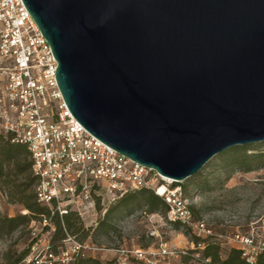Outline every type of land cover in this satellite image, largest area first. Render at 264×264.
Returning <instances> with one entry per match:
<instances>
[{"label":"water","instance_id":"95a60500","mask_svg":"<svg viewBox=\"0 0 264 264\" xmlns=\"http://www.w3.org/2000/svg\"><path fill=\"white\" fill-rule=\"evenodd\" d=\"M70 114L173 182L264 139V0H21Z\"/></svg>","mask_w":264,"mask_h":264},{"label":"built area","instance_id":"2783aa9c","mask_svg":"<svg viewBox=\"0 0 264 264\" xmlns=\"http://www.w3.org/2000/svg\"><path fill=\"white\" fill-rule=\"evenodd\" d=\"M55 65L47 41L22 1L0 0V134L26 147L35 176V201L46 205L49 214L74 211L79 217L93 220L96 195L103 204L130 189L143 187L163 198L166 219L183 224L199 238L212 233L202 217L193 215L177 186L165 184L156 170L96 138L70 114L54 79ZM37 223L44 226V231L33 239L31 247L45 240L52 229L49 215L40 216ZM254 228L250 225L244 233L235 230L222 235L223 242L237 246L248 262L264 253V234ZM190 243L195 248L203 245L202 240ZM86 249L99 247L80 242L71 247L79 254ZM117 251V264H123L127 256L143 264H159L163 257L186 254L185 249L166 241H159L156 247ZM45 252L44 264H68L73 254L66 250L55 256ZM34 263L39 264L38 259Z\"/></svg>","mask_w":264,"mask_h":264},{"label":"rangeland","instance_id":"374dc122","mask_svg":"<svg viewBox=\"0 0 264 264\" xmlns=\"http://www.w3.org/2000/svg\"><path fill=\"white\" fill-rule=\"evenodd\" d=\"M234 146L249 147L246 151L260 152L262 156L251 164V169L241 170L225 164L216 153L197 171L174 182L194 210L195 216L202 217L214 233L211 239L219 241L221 257L229 246L223 242L222 235L235 230L244 233L250 225L255 227L257 233L264 234V139ZM164 178L162 181L165 184L173 183L171 178ZM117 199L103 204L98 199L93 220L88 216L78 217L62 232L51 230L46 237L47 242L42 239L36 246L30 245L44 231V227L36 219L17 225L11 232L0 236V264H35V258L39 264H44L45 250L54 256L60 255L62 250L68 254L72 252L68 264H117L118 249L156 247L159 241L186 250V254L161 258L159 264H210L202 257L201 247L191 246L192 234L183 224H172L164 215L147 211L145 205L137 201L135 194L127 195L123 202L130 206L129 211H119ZM108 208H111L109 217L104 218V211ZM22 209L26 208L17 201L9 200L5 192L0 190L1 213L12 215L22 213ZM76 242L97 246L99 249H86L83 254L75 253L71 247ZM123 264L143 263L127 256Z\"/></svg>","mask_w":264,"mask_h":264},{"label":"trees","instance_id":"16d2710c","mask_svg":"<svg viewBox=\"0 0 264 264\" xmlns=\"http://www.w3.org/2000/svg\"><path fill=\"white\" fill-rule=\"evenodd\" d=\"M250 149L245 146H231L218 154L225 161V164H231L236 169L249 170L253 167V162L260 160L262 153L256 151H246ZM229 154V155H226ZM204 164V163H203ZM35 176L31 172V161L29 153L22 143L13 142L0 134V190L4 191L9 200L17 201L25 207L28 213H15L8 215L0 212V236L11 232L17 225L27 223L29 220H38L42 215H49L52 223V229L56 232H62V229L69 228L79 217L74 211H68L58 215L57 213H48L46 205L35 201L33 196V184ZM175 183H171L174 186ZM138 202L145 205L147 211L165 214L166 204L163 198L148 188L130 189L116 200V206L120 210H130V206L123 203L127 195H134ZM99 195L95 196V204H97ZM129 202V201H128ZM133 205V204H132ZM191 208V206H190ZM111 208L104 211V218L109 217ZM194 214V210L191 208ZM172 224L178 223L169 220ZM64 222V224H63ZM44 227V226H42ZM213 232L200 237L203 245L201 247V255L205 261L210 264H264V253H258L252 262H248L240 256L239 248L235 245L228 246L223 257L219 255L218 243L215 239H211ZM63 237V236H62ZM199 237L192 235V241L196 242ZM221 243V242H220ZM195 249V248H194ZM75 258V257H74ZM207 258V259H206ZM72 264V262L70 263Z\"/></svg>","mask_w":264,"mask_h":264},{"label":"bare ground","instance_id":"6f19581e","mask_svg":"<svg viewBox=\"0 0 264 264\" xmlns=\"http://www.w3.org/2000/svg\"><path fill=\"white\" fill-rule=\"evenodd\" d=\"M164 177H165V176H163V178H164ZM164 179H168V178L165 177ZM161 189H162V186L159 187L158 191H161Z\"/></svg>","mask_w":264,"mask_h":264}]
</instances>
